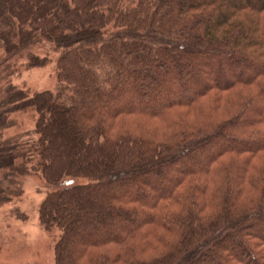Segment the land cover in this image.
<instances>
[{"label":"trees","instance_id":"trees-1","mask_svg":"<svg viewBox=\"0 0 264 264\" xmlns=\"http://www.w3.org/2000/svg\"><path fill=\"white\" fill-rule=\"evenodd\" d=\"M263 16L264 0H0L2 72L43 40L59 54L55 92L4 89L0 109L32 103L38 120L37 138L30 134L24 143L1 138L0 123V160L19 161L0 179V197L19 189L11 186L14 176L30 163L51 185L86 179L48 193L41 208L43 223L62 231L55 264H264V165L256 162L264 158ZM44 56L28 52L30 66L48 61ZM213 59L220 60L213 76L204 74ZM243 70L253 72L239 77ZM192 83L203 84L191 97L160 104L161 94ZM252 87L257 94L241 93L226 120L183 128L170 119L208 94ZM125 92L145 107L111 114ZM134 115L182 129L160 142L110 131ZM210 151L215 155L197 166ZM176 168L175 181L155 196ZM121 225L131 228L77 251L81 237ZM153 230H167L174 242L161 239L163 250L138 257ZM111 244L120 247L113 260L111 251L99 250Z\"/></svg>","mask_w":264,"mask_h":264},{"label":"rangeland","instance_id":"rangeland-1","mask_svg":"<svg viewBox=\"0 0 264 264\" xmlns=\"http://www.w3.org/2000/svg\"><path fill=\"white\" fill-rule=\"evenodd\" d=\"M28 52L39 55L41 59L45 57L44 55H48L49 60L45 63L43 62L40 66H30L27 58ZM2 53L3 50L0 47V55H2ZM58 57V51L54 49L52 43L43 40L32 46L31 49L23 52L22 55L16 57L14 61H11L12 66L7 72H2V67L0 70V104H2L5 96L4 89H6L9 85L15 86L16 89L23 90V92L28 93L30 96H35L37 93L48 90L55 92L59 87V79L56 70ZM230 61L234 60L229 59V62ZM219 62L220 60L213 59V61L209 64L206 63L205 66L201 68L202 72L209 76H213V71L217 68V64ZM252 72L245 70L238 71V75L239 77L245 78ZM167 83L176 85L173 78H169ZM202 84L203 83H192L189 85L184 84L185 87L181 93L173 90L169 94H167V92L161 94L159 97L161 100L160 104L173 97L187 99V97H191L193 95V91L199 86H202ZM129 90L131 93H134L135 88L131 86L129 87ZM251 90L252 93L250 94H257L256 87L240 89L237 92H221L213 95L208 94L201 98L198 101L199 103H196L197 105L194 104L191 107H181L172 111L170 119L176 118L181 120L178 124L183 126V128L191 125L200 126L204 123L208 124L212 121L226 120L231 117L233 112H230L233 110V106L237 104L239 95L241 93H245L246 96H248V93L251 92ZM130 92H125L126 94L123 99L115 104V107L110 110L111 114L115 113L118 109L124 107L126 108L132 105L145 107L143 103H138V101L135 100L134 94L129 95ZM158 106L159 104H155L148 107V109ZM202 111L204 112L203 114L201 113ZM257 111L258 110L252 112V115H255ZM37 120L38 114L33 110L32 103L19 106V108L11 106L1 108L0 123H4L5 125V127L1 129V138L11 141L16 140L20 143H24L30 134V138H37V135L33 134L35 132ZM166 121L167 120L160 118L134 115L126 119H122L115 127L110 125L112 126L110 127V131L130 132L135 135L154 137L160 142L162 139L173 136V132L177 130V126L173 128V125L171 126L170 124H167ZM175 140H177V137ZM230 143L232 144L235 142ZM216 145L217 147L222 148L226 146V143L218 142ZM215 153V151H210L200 157L195 163L197 166L203 167L205 165V161L215 155ZM18 162L19 161L17 159L16 162L10 161L9 159H6L5 161L0 160V179L7 174V172H12L11 168L13 166L11 165L14 163L19 164ZM256 162L257 164L263 166L264 158H257ZM186 163L190 164L192 162L187 161ZM180 171V168L172 169L169 174L168 181L166 180L163 186L161 185L157 188L154 195L158 197V195L165 193L169 186L168 182L172 183L175 181ZM13 175H16V173ZM14 177L16 179L11 186H17L19 189L10 195L4 196L3 198L0 197V264H55L56 247L63 235L59 228H50L49 225L43 223L41 219V208L48 193L56 189L64 188L65 186L72 185L76 181L79 183H85L86 179L81 178L79 180L72 181L63 180L62 183L51 185L45 176H42L39 171L35 170V165L33 163L28 164L24 174L16 175ZM152 183V179H149L146 182H138L135 186L136 190L132 193H127L126 197L135 195L138 192V189H144L143 185H150ZM203 196L200 198L205 201L206 196ZM208 200L212 202V197L209 196ZM205 208H207V204L203 209ZM140 225L141 221L139 223H135L133 229L139 228ZM130 228L131 227L128 225H121L113 232L102 231L97 237L93 235L81 237L79 241L80 243L77 245V251L83 250L85 248L84 246L90 241L115 238L128 232ZM166 231L167 230H165L161 236L157 230L148 232L149 235L145 238V245L142 250L143 253L138 257L154 256L161 249L163 250V245L159 242L161 239L163 241H166L167 239V242L169 240L173 243L174 238L169 236L168 234L170 233ZM248 232L250 231L248 230ZM99 250L111 251L110 257L113 260V258H115L120 252V247L116 244H111ZM112 260H110L111 263ZM116 264H121V262L119 261Z\"/></svg>","mask_w":264,"mask_h":264}]
</instances>
